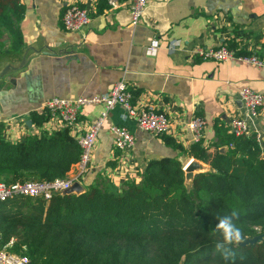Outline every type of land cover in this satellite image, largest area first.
I'll list each match as a JSON object with an SVG mask.
<instances>
[{
	"label": "crops",
	"instance_id": "obj_1",
	"mask_svg": "<svg viewBox=\"0 0 264 264\" xmlns=\"http://www.w3.org/2000/svg\"><path fill=\"white\" fill-rule=\"evenodd\" d=\"M20 1L25 8L20 22L22 48L14 56L0 52V123L6 139L16 141L65 127L54 116L34 124L30 112L53 97L107 93L121 79L131 90L135 108L151 105L169 118L165 133L155 135L139 129L136 118L123 107L110 109L94 139L89 169L77 178L82 192L97 177L116 187L138 181L149 161L163 157H177L184 169L197 160L205 166L202 172L209 170L189 152L197 141L188 121L194 116L206 120L201 145L226 143L230 120L246 113L239 89L264 94V68L194 55L199 46L224 45L237 54L264 58V0H147L135 26L130 25L128 0H117L118 7L108 12V0ZM69 4L91 12L87 27L63 29L62 15ZM153 39L159 45L156 54L149 55L146 48ZM102 109L99 104L82 106L76 127L69 128L71 135L77 139ZM247 124L248 134L264 139V105L256 117L247 118ZM113 125L134 135L129 150L115 148ZM67 175L77 177L75 165Z\"/></svg>",
	"mask_w": 264,
	"mask_h": 264
},
{
	"label": "trees",
	"instance_id": "obj_2",
	"mask_svg": "<svg viewBox=\"0 0 264 264\" xmlns=\"http://www.w3.org/2000/svg\"><path fill=\"white\" fill-rule=\"evenodd\" d=\"M24 10L20 0H0V52L22 48ZM50 116L30 112L37 125ZM200 141L189 152L210 169L190 182L177 157H163L121 187L97 177L80 193L0 202V249L30 264H264V139L229 133L226 143ZM80 153L67 126L10 141L0 123V177L7 183L67 178ZM234 210L242 241L260 239L233 245L235 256L225 260L213 230Z\"/></svg>",
	"mask_w": 264,
	"mask_h": 264
},
{
	"label": "built area",
	"instance_id": "obj_3",
	"mask_svg": "<svg viewBox=\"0 0 264 264\" xmlns=\"http://www.w3.org/2000/svg\"><path fill=\"white\" fill-rule=\"evenodd\" d=\"M118 7L117 0H108V11H114ZM147 7V0H128V9L131 16L130 25H137ZM92 19L91 12L77 4L65 6L62 15V26L66 31H77L87 27ZM159 42L153 39L146 48V53L155 55ZM194 55L202 60L228 61L237 59L258 68H264V58L255 53L237 54L227 46L217 47L199 46L194 50ZM239 98L245 108L246 113L243 116H234L230 120V131L234 135L248 134L247 118H253L258 115L259 109L264 105V94L257 92L249 87L239 89ZM132 93L124 80H118L112 89L104 94L92 97L59 98L53 97L47 99L39 110L46 109L50 111L51 116L57 117L63 126L69 128L76 127L80 109L84 105L99 104L103 106L99 116L89 124L77 137L81 153L78 161L74 164L78 173L77 177L56 178L53 180H27L24 182L7 183L0 179V202L13 199L18 196L42 198L49 200L57 193H64L77 178L84 174L90 166L91 149L102 123L108 112L114 106L119 105L127 113L136 118L137 126L143 131L155 135L165 133L169 125V118L166 114L156 110L151 105H141L135 108L132 104ZM206 120L202 116L191 118L187 127L193 134L195 141L202 137V131L205 129ZM110 131L114 136L115 148L119 151L129 150L134 143V135L124 126H111ZM185 168V166L183 167ZM12 241L9 242V246ZM0 264H29L28 257L0 249Z\"/></svg>",
	"mask_w": 264,
	"mask_h": 264
},
{
	"label": "clouds",
	"instance_id": "obj_4",
	"mask_svg": "<svg viewBox=\"0 0 264 264\" xmlns=\"http://www.w3.org/2000/svg\"><path fill=\"white\" fill-rule=\"evenodd\" d=\"M238 219L239 213L234 210L229 215L218 218V224L213 230L221 237L215 247L225 260H230L235 256L232 246L239 244L244 239L241 228L236 224Z\"/></svg>",
	"mask_w": 264,
	"mask_h": 264
},
{
	"label": "water",
	"instance_id": "obj_5",
	"mask_svg": "<svg viewBox=\"0 0 264 264\" xmlns=\"http://www.w3.org/2000/svg\"><path fill=\"white\" fill-rule=\"evenodd\" d=\"M26 122L29 126L31 125L30 120H27ZM204 169H205V166L202 163H200L199 161H197V160L190 161L189 165L185 169L186 180L187 181L191 180L194 176V173L202 172ZM82 189H83V187H82L81 183L76 181L68 189H66L64 191V193H80V192H82ZM259 239H260L259 236L249 238V239H246V240L240 242L239 245L254 244L255 242L259 241Z\"/></svg>",
	"mask_w": 264,
	"mask_h": 264
},
{
	"label": "rangeland",
	"instance_id": "obj_6",
	"mask_svg": "<svg viewBox=\"0 0 264 264\" xmlns=\"http://www.w3.org/2000/svg\"><path fill=\"white\" fill-rule=\"evenodd\" d=\"M15 54L6 55V56H14ZM1 180H6L4 177H0Z\"/></svg>",
	"mask_w": 264,
	"mask_h": 264
}]
</instances>
